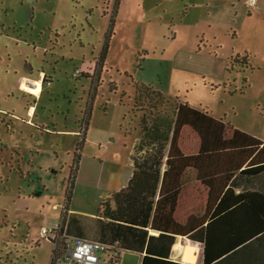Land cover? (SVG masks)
<instances>
[{"label":"rangeland","instance_id":"374dc122","mask_svg":"<svg viewBox=\"0 0 264 264\" xmlns=\"http://www.w3.org/2000/svg\"><path fill=\"white\" fill-rule=\"evenodd\" d=\"M154 1L0 0V264H51L43 230L128 176L142 114L186 102L264 140V0H176L161 19ZM133 82L167 102L133 106Z\"/></svg>","mask_w":264,"mask_h":264},{"label":"trees","instance_id":"16d2710c","mask_svg":"<svg viewBox=\"0 0 264 264\" xmlns=\"http://www.w3.org/2000/svg\"><path fill=\"white\" fill-rule=\"evenodd\" d=\"M114 15L113 8L108 33ZM103 57L104 51L95 70ZM90 85L95 88L93 80ZM133 89V106L141 97L153 99L154 108L167 102L149 84L133 82ZM137 126L131 175L101 199L91 231L104 240L116 230L122 249L136 244L144 253L140 264H185L168 260L176 235L202 244L200 264H264V140L180 101L170 117L142 114ZM65 213L63 207L50 239L57 250L73 230L89 227ZM106 247V260L116 264L118 254Z\"/></svg>","mask_w":264,"mask_h":264},{"label":"crops","instance_id":"0c3cea01","mask_svg":"<svg viewBox=\"0 0 264 264\" xmlns=\"http://www.w3.org/2000/svg\"><path fill=\"white\" fill-rule=\"evenodd\" d=\"M132 1H136V0H132ZM162 1H168L169 4H167L165 6L166 8L162 9V12H158V16L160 19L162 18L161 14H163V12H166L170 8V6L173 4V2L177 3L176 0H155L154 1V7L158 5V2L161 3ZM120 2H121V0H119V3ZM196 2H198V5H203L201 0H198ZM193 5L195 6V3H193ZM135 6L137 7L138 5H135ZM188 8H189L188 5H186V7L184 8L185 10L182 11V13H181L182 16L188 17L187 20L190 17L189 11L187 10ZM168 19H170V18H166V20H168ZM184 19L185 18H183V20ZM42 72L45 73L42 70L38 71V73L35 77H31L32 75H29V76L28 75H20V76H18L19 82H17L16 85H18L20 87V89H22L21 82H22L23 78L41 81L40 79H41V74H43ZM52 80H53V77L51 76V81H49L50 83L48 85L41 84L40 92L43 90L44 85L51 86ZM23 93L28 94L27 92H24V91H23ZM39 93L36 92V95H34V94H30V95L31 96H37ZM29 106H31L32 108L34 107V105H32V104H28L26 112L28 111ZM34 113H35V111H34ZM27 115L32 116L33 114L27 112ZM27 122L31 123V117H28ZM44 128H46V127H44ZM68 131L73 132L74 134H75V132H77L76 130H68ZM138 139H139V137H138ZM137 142H138V140H137ZM137 142H135L133 144V147L129 153L128 165L130 166V168L127 172V174L129 173L128 176L124 180L114 179L113 182L106 189V193H105V196L103 198L109 197L113 192H115L118 189H120L121 187H123L125 185V183L127 182V180L129 179L131 172H132V165H133L132 160H131V156L135 153V146H136ZM117 170L119 171L120 167ZM69 211H70V209H69ZM96 213H97V211H91V212H87V213L86 212L85 213L84 212L69 213L71 215L76 216L78 219H80L79 221H81L80 223L82 226L84 223V225H88L89 227L86 228L87 230L83 227L75 229L69 235L68 234L67 235L71 236V237H79V238H85V239H89V240H97V241L102 242L103 244L108 246L110 249H112L113 252L115 251L118 254L119 259H118V262L116 264H122V262L124 264H140L141 256L144 253L137 251V245L136 244L130 245L131 247L135 248V250L122 249L120 247L121 241L117 235L116 230H114V233L108 235V237H106V239H104V240H102L98 237L99 234L97 232L91 231L93 229L92 226L94 224V219L96 217ZM157 234H158L157 231L148 230V235H157ZM177 244L179 245V247H176ZM185 249L189 250L188 255H190L192 257V259L190 261L185 260ZM201 251H202V244L199 241L192 240L186 236L176 235L174 237V241H173V243L169 249L168 260L174 261V262H179V263H185V264H200L201 263V257H202ZM124 254H126V259L124 258L122 260Z\"/></svg>","mask_w":264,"mask_h":264},{"label":"built area","instance_id":"2783aa9c","mask_svg":"<svg viewBox=\"0 0 264 264\" xmlns=\"http://www.w3.org/2000/svg\"><path fill=\"white\" fill-rule=\"evenodd\" d=\"M256 0H246L248 7H254ZM80 71L76 70L74 75L79 74ZM32 107H28L27 112H31ZM57 226L44 229L43 236L52 239L55 236ZM63 246L56 249L58 245L53 244L54 261L60 264H110L107 260L103 259L100 255L101 252L106 250V245L100 241L64 237L62 239Z\"/></svg>","mask_w":264,"mask_h":264},{"label":"clouds","instance_id":"9594fccd","mask_svg":"<svg viewBox=\"0 0 264 264\" xmlns=\"http://www.w3.org/2000/svg\"><path fill=\"white\" fill-rule=\"evenodd\" d=\"M189 250L185 249V260L190 261L192 259V257L190 255H188Z\"/></svg>","mask_w":264,"mask_h":264},{"label":"water","instance_id":"95a60500","mask_svg":"<svg viewBox=\"0 0 264 264\" xmlns=\"http://www.w3.org/2000/svg\"><path fill=\"white\" fill-rule=\"evenodd\" d=\"M124 258L126 259V254H124V256H123L122 260H123ZM122 264H124V263L122 262Z\"/></svg>","mask_w":264,"mask_h":264},{"label":"flooded vegetation","instance_id":"af4514ba","mask_svg":"<svg viewBox=\"0 0 264 264\" xmlns=\"http://www.w3.org/2000/svg\"><path fill=\"white\" fill-rule=\"evenodd\" d=\"M85 77V76H84ZM87 77V76H86Z\"/></svg>","mask_w":264,"mask_h":264}]
</instances>
